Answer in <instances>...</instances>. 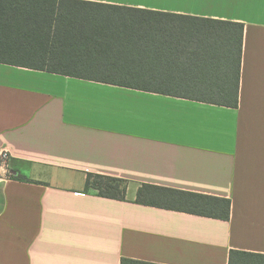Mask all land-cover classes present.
<instances>
[{"label":"crops","instance_id":"obj_1","mask_svg":"<svg viewBox=\"0 0 264 264\" xmlns=\"http://www.w3.org/2000/svg\"><path fill=\"white\" fill-rule=\"evenodd\" d=\"M85 1L243 23L238 104L0 63V264H264V0ZM141 183L228 198L229 218L137 203Z\"/></svg>","mask_w":264,"mask_h":264},{"label":"trees","instance_id":"obj_2","mask_svg":"<svg viewBox=\"0 0 264 264\" xmlns=\"http://www.w3.org/2000/svg\"><path fill=\"white\" fill-rule=\"evenodd\" d=\"M242 39L243 23L228 20L85 0H0V63L228 107L238 104ZM128 184L87 172L83 190L125 200ZM134 201L223 220L230 213L228 198L151 183L139 184Z\"/></svg>","mask_w":264,"mask_h":264},{"label":"built area","instance_id":"obj_3","mask_svg":"<svg viewBox=\"0 0 264 264\" xmlns=\"http://www.w3.org/2000/svg\"><path fill=\"white\" fill-rule=\"evenodd\" d=\"M8 158V153L3 151L2 153H0V161H4Z\"/></svg>","mask_w":264,"mask_h":264}]
</instances>
